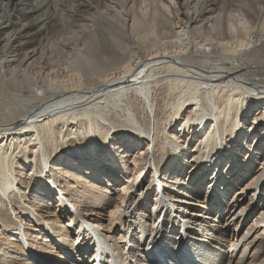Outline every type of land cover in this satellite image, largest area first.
<instances>
[{
  "label": "bare ground",
  "instance_id": "obj_1",
  "mask_svg": "<svg viewBox=\"0 0 264 264\" xmlns=\"http://www.w3.org/2000/svg\"><path fill=\"white\" fill-rule=\"evenodd\" d=\"M259 72L264 0H0V264H264Z\"/></svg>",
  "mask_w": 264,
  "mask_h": 264
},
{
  "label": "rangeland",
  "instance_id": "obj_2",
  "mask_svg": "<svg viewBox=\"0 0 264 264\" xmlns=\"http://www.w3.org/2000/svg\"><path fill=\"white\" fill-rule=\"evenodd\" d=\"M183 1V0H182ZM176 2H180V0H176ZM262 5V4H261ZM263 6V5H262ZM58 29V30H57ZM59 29L60 28H56V30H54V33L55 32H57V31H59ZM15 45V44H14ZM4 59H6V60H9V58L8 57H6V56H4ZM260 76H264V74L262 73V72H259L258 73ZM58 81L55 83V86H57V85H63L62 83H65L66 84V82H68L67 81V77L66 78H63V77H61V78H58L57 79ZM69 80V79H68ZM62 81H64V82H62ZM53 85H54V83H53ZM67 85H69V83L67 84ZM69 86H71V85H69ZM194 92V88L192 89V90H190V91H186V89H181L179 92H177V94H175L174 95V99H175V101H176V99H177V97L178 96H181V98H182V101L183 100H186L187 98H190L191 97V94ZM49 101L50 100H47L46 102H44L45 104H48L49 103ZM38 110H42V109H36V110H34V111H38ZM6 112H8V111H6ZM92 114H96V113H93L92 112ZM9 118H11V117H9ZM113 119H115V118H113ZM64 135H66L65 133H61L60 135H58V140H61V142H59V144H58V146L59 147H55V148H57L56 150H55V153H57V154H61V155H63V156H66V155H68L69 153L67 152V150H68V148H67V146L69 145V144H71L73 141H71V139L70 138H68V137H66L65 139V141L63 140V137L62 136H64ZM183 137H184V134L182 135ZM183 137H181V136H176V139H179L180 141L183 139ZM185 138V137H184ZM83 142H85V141H83ZM187 142V139H184V143L183 144H185ZM75 147V145L73 146V144H71V147L70 148H74ZM158 155V153H154V151L153 150H143V152H142V154H137V155H135V153H134V151H132V153L130 154V158L129 159H127V161L125 162V165L127 164V167L126 168H128V169H131L132 167L131 166H136L138 169H137V172H139L142 168H145V167H147L148 165H149V163L150 162H155V158H156V156ZM264 160V156L262 157V158H260L259 159V161H258V163H259V166H260V164H261V162ZM49 165H51V164H49ZM129 171V170H128ZM143 171H145V170H142L141 171V173L143 172ZM157 171L159 172L158 174H159V176H160V181L163 183L164 181H166V180H164V178H165V174H168V172H166V171H163V170H161V169H159V168H157ZM28 174V175H27ZM134 174H135V172H133V174L132 175H129V174H124V175H122V176H120L119 178H118V181L119 182H121V184L120 185H122V184H124V183H126V180H132L133 181V184H134V186H132V190L130 191V193L127 195V196H129V197H132L133 195L135 196L136 195V190L138 189V186H139V183H140V181L138 180V178L137 179H135V177H134ZM255 175V173H252V174H250V175H247L246 177H244L243 179H242V182H240L239 184H238V187L239 188H242L244 185H246L247 183H249L252 179H253V176ZM24 178H23V180L22 181H24V183L27 185V183L29 184V186L31 187V186H33L34 184H35V186L37 185V184H39L40 182H41V179H40V177L41 176H39L38 174H35V173H32V172H28V173H26V175L25 176H23ZM146 181H149V178H147L146 179ZM169 181V180H168ZM117 185H119V184H117ZM34 188V187H33ZM77 189L74 187H68V189L66 190V192H65V194H66V196H63L64 198L66 197V198H69V199H77V195H75L74 193L75 192H77L76 191ZM168 191H169V189L168 188H165L164 190H163V193H164V197L166 198V202H167V205H171V204H174L175 203V199H174V195H171V196H169V194H168ZM33 192V189L32 190H30L29 191V193L31 194ZM169 197V198H168ZM85 204H82L81 205V203H80V205L79 204H77V203H75L74 204V206H73V208L75 209V210H77V211H81V212H85V211H83V210H86V212L87 213H89V214H92L93 213V211H90V210H88L85 206H84ZM241 205V204H240ZM115 207V200L114 201H110V204L109 205H107L106 206V210L104 211V214L105 213H108L109 211H111L113 208ZM238 207H239V205H237L236 206V208L234 209V212H236V210L238 209ZM176 209V210H175ZM175 209H174V211L175 212H178V211H181V210H183V203L182 204H180V205H178L177 203L175 204ZM234 212H232L231 213V215L229 216V219H230V217H232V215L234 214ZM94 215H91V216H88V215H81V217H82V219H89L90 217H93ZM102 221H105L106 222V224H108V221H107V219H104V220H102ZM102 223H100V225H101ZM244 231V230H243ZM1 237H2V235H0V239H1ZM230 247H231V245L230 244H227L226 245V247L224 248V253H227V250L229 251V249H230ZM251 252V251H250ZM239 254H240V252H238V254L236 255L237 257L239 256Z\"/></svg>",
  "mask_w": 264,
  "mask_h": 264
}]
</instances>
